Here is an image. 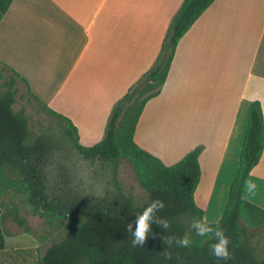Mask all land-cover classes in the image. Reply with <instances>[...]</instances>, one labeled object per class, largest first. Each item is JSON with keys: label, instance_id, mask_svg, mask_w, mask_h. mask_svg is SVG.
<instances>
[{"label": "crops", "instance_id": "obj_1", "mask_svg": "<svg viewBox=\"0 0 264 264\" xmlns=\"http://www.w3.org/2000/svg\"><path fill=\"white\" fill-rule=\"evenodd\" d=\"M182 1L13 0L0 21V64L92 146L114 104L153 65ZM253 101L264 120V0H214L179 40L134 132L165 165L203 147L194 199L212 221L225 209ZM248 179L257 190L244 198L264 210V148Z\"/></svg>", "mask_w": 264, "mask_h": 264}, {"label": "trees", "instance_id": "obj_2", "mask_svg": "<svg viewBox=\"0 0 264 264\" xmlns=\"http://www.w3.org/2000/svg\"><path fill=\"white\" fill-rule=\"evenodd\" d=\"M12 1L0 0V21ZM213 1H182L168 25L153 65L114 104L102 139L92 146L80 145L71 121L41 102L48 115L63 122L62 131L60 135L42 133L31 140L29 117L23 109L13 108L17 93L13 88L15 79L3 82L0 89V250L6 235L1 224L8 217L30 233L17 208L1 201L14 193L23 195L34 213L66 218V235L47 247L37 264H220L209 252L208 243L214 241L205 242V238L196 236L190 228L192 218L203 216L194 199L200 178L198 157L203 147L196 146L176 163L165 165L134 142L139 116L145 104L160 94L179 40ZM0 65L18 75L6 64ZM63 147L85 160L100 162L103 177L113 186L112 199H103L104 204L92 206L70 186L68 170L57 161ZM263 148V114L260 103L253 101L247 107L238 167L218 221L231 241V258L225 264H264V247L258 251L252 241L253 230H264V210L243 196L244 181L258 164ZM123 160L129 163L139 186L146 192L145 200L138 205L121 192L117 176ZM48 176L54 179L49 181ZM156 199L165 204L157 215L169 221L170 229L153 224L145 245L133 248L127 224ZM173 234H189L193 245L186 249L173 244L172 256L166 259L162 252L168 249L162 237Z\"/></svg>", "mask_w": 264, "mask_h": 264}, {"label": "rangeland", "instance_id": "obj_3", "mask_svg": "<svg viewBox=\"0 0 264 264\" xmlns=\"http://www.w3.org/2000/svg\"><path fill=\"white\" fill-rule=\"evenodd\" d=\"M0 75V89H2L3 82L9 81L13 75L1 65ZM19 85L17 83L13 85V88L17 90L16 103L13 108L15 110L23 109L29 117L31 140L46 132L52 135H60L63 122L54 116L48 115L38 104L29 100L24 86ZM159 136L162 141L166 140L163 131L159 133ZM59 157L57 159L59 164L68 170L70 186L80 196L85 197L90 205L104 204L103 199H112L111 190H113V186L103 177L99 161L85 160L75 152H68L64 147L62 148V155H59ZM50 168H53V166ZM117 177L121 192L125 196L131 197L135 205L145 200L146 192L139 186L127 161L123 160L120 163ZM48 179L52 181L54 178L48 176ZM1 201L4 205L17 208L30 233H26L23 227L15 223L11 217H8L1 224L2 232L6 235L3 236L4 247L0 250V264H37L45 249L66 235L64 227L66 218L57 219L52 216L34 213L23 195L10 193ZM253 233L255 235L252 240L253 245L260 251L264 247V230H253Z\"/></svg>", "mask_w": 264, "mask_h": 264}, {"label": "clouds", "instance_id": "obj_4", "mask_svg": "<svg viewBox=\"0 0 264 264\" xmlns=\"http://www.w3.org/2000/svg\"><path fill=\"white\" fill-rule=\"evenodd\" d=\"M257 190V184L252 179H246L243 185L245 196L254 194ZM165 208L162 200H152L143 208V211L136 214L135 219L127 224V232L131 234V246L133 248L143 247L149 235L152 234V225L155 224L164 230L170 229V223L167 219L159 217L158 212ZM190 228L198 237L205 238L208 243L209 252L213 255L220 264H225L231 258L229 245L231 243L229 237L225 234V229L221 228L219 222L212 221L208 216L194 217L191 220ZM164 246L168 251H163L162 254L166 259L172 256L171 248L175 244L178 248H191L193 239L189 234L177 236L175 234L162 237Z\"/></svg>", "mask_w": 264, "mask_h": 264}, {"label": "flooded vegetation", "instance_id": "obj_5", "mask_svg": "<svg viewBox=\"0 0 264 264\" xmlns=\"http://www.w3.org/2000/svg\"><path fill=\"white\" fill-rule=\"evenodd\" d=\"M107 209V208H106Z\"/></svg>", "mask_w": 264, "mask_h": 264}]
</instances>
